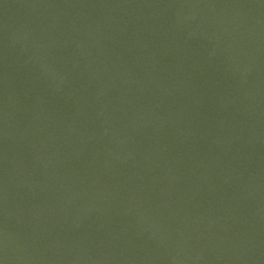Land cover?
Listing matches in <instances>:
<instances>
[{
	"label": "water",
	"instance_id": "95a60500",
	"mask_svg": "<svg viewBox=\"0 0 264 264\" xmlns=\"http://www.w3.org/2000/svg\"><path fill=\"white\" fill-rule=\"evenodd\" d=\"M0 264H264V0H0Z\"/></svg>",
	"mask_w": 264,
	"mask_h": 264
}]
</instances>
